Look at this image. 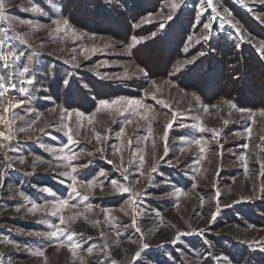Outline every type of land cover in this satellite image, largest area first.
<instances>
[{
	"label": "rangeland",
	"instance_id": "374dc122",
	"mask_svg": "<svg viewBox=\"0 0 264 264\" xmlns=\"http://www.w3.org/2000/svg\"><path fill=\"white\" fill-rule=\"evenodd\" d=\"M133 1L144 9L136 16L123 0H4L10 19L0 21V39L21 55L11 69L0 62V82L6 85L0 89V114L12 120L15 135L10 143L0 137V145L7 144L0 147V255L6 264H264V3L214 0L220 17L227 16L224 8L230 10L232 24L217 17L209 33L203 24L213 13L209 8L200 14L203 0H185L171 12L172 20L166 19L167 0ZM232 1L248 14L235 11ZM109 4L115 8L107 14ZM33 6L42 11H31ZM55 19H67L78 38L56 32ZM132 37L146 39L134 44ZM24 66L30 72L21 75ZM29 78L33 84L21 83ZM120 97L141 99L154 111L143 120L130 110L121 115L120 105H100ZM20 100L26 102L4 113ZM173 112L179 116L167 132L165 154ZM201 122L204 131L193 127ZM65 125L78 143L68 139ZM21 127L28 131L19 132ZM213 129L218 137L213 138ZM0 132H7L3 120ZM181 136L203 137L205 151ZM61 148L80 153L72 161L76 174L83 180L98 177L103 191L78 188L88 196L85 202L72 195L71 180L61 174L65 163L57 158ZM123 168L129 170L126 183L141 193L138 208L131 206L129 194L109 186L110 179H122ZM101 169L106 177H99ZM45 188L82 205L65 209L66 218L83 215L61 225L50 208L29 212L25 197L38 203L53 199ZM87 203L94 205L91 211L84 208ZM53 225L66 228L65 236L74 233L83 247L73 255L67 246L38 235ZM145 243L149 247L141 251ZM41 250L43 255L32 254ZM137 251L141 256L134 260Z\"/></svg>",
	"mask_w": 264,
	"mask_h": 264
},
{
	"label": "snow or ice",
	"instance_id": "6c2138e0",
	"mask_svg": "<svg viewBox=\"0 0 264 264\" xmlns=\"http://www.w3.org/2000/svg\"><path fill=\"white\" fill-rule=\"evenodd\" d=\"M167 2H168L169 9L171 11L166 16V19L167 20H172L173 16H172L171 12H173V11H175L177 9H180L184 5L185 0H167ZM261 3H264V0H261ZM209 8L211 9L213 15L210 17L209 22L203 24V27L205 29H207L209 31V33H210L211 29H212V26H213L212 22L215 21L217 19V17H220V12L218 11V5L214 4V0H203V4H202L201 9H200V14L203 15V13L205 11H207ZM30 10L34 11V12H41L42 11V9L39 8L38 6H33V7H31ZM223 11L225 13H227V16H223V17H220V18L221 19H225V20H227V22L229 24H232V21L230 19H228V17L231 16L230 10L227 9V8H224ZM9 19H10L9 16H7L5 14V3H4V0H0V21H5V20H9ZM20 23H22V24H32V21L27 20V19H21ZM52 24L56 26L55 27V31L56 32L71 33V35L74 38H78L76 30L69 25V21L67 19H63V20L55 19V20L52 21ZM160 27L163 28L164 24L161 23ZM233 27H235V25H233ZM152 36H155V33H152ZM145 39H146V37H139V38L138 37H132V41H133L134 44L141 43ZM203 39L206 40V41L210 40L211 39V35L210 34L209 35H205L203 37ZM5 47H7L8 50L7 51H0V62H2V67L4 69H11L12 67H14L16 62L20 60V55L21 54H18L16 51L11 50V46L10 45H6V42H5L4 39H0V49H4ZM97 50L98 49H96V48L92 49L93 52H95ZM260 50H261V52H264V46H261ZM83 51L87 52L88 49L85 48ZM200 54L203 55V53H200ZM190 62L191 61H188V63H190ZM140 71H142L145 76L147 75V73L143 69H141ZM29 72H30V68L27 67V66H24L23 69H22L21 75L27 74ZM10 75H14V73H10ZM125 76H127V73H125ZM3 80H4V76H0V81H3ZM21 83L22 84L31 85V84L34 83V80L29 78L27 80H22ZM153 86H155L154 82H153ZM9 87L12 90H16L17 86H16L15 83H11L9 85ZM5 88H6L5 83L0 82V89H5ZM20 91L26 93L27 89L26 88H21ZM156 91H159V89L157 88ZM151 96H152V99H154V100L156 99V93L155 92L151 93ZM25 102L26 101H24V100L17 101L15 104H10L9 106L5 107L3 109V111H4V113H7L11 108L19 107L20 105L24 104ZM158 102L159 103H163V101H158ZM100 105H101V107H105V108H112L114 105H120L122 107L121 108H117V111H119L121 113V115H124V111L125 110H130L128 112L129 115H133V114L140 115L141 119H143V120H148L149 119L147 113L150 110L154 111V109H152L150 105H147V104L143 103V101L141 99H137V98L120 97V98H117V99H114V100H111V101L102 100V101H100ZM164 106L165 107H170L167 104H164ZM230 106L232 108H236L235 104H230ZM141 109L143 110V114H141L139 112V110H141ZM203 110H204V112H207L208 111V106H204ZM65 111L67 112L68 110H65ZM237 111L245 112V111H250V110L237 109ZM76 115L78 117H80V118H84L85 117V113L80 112L78 110L76 111ZM260 115L264 116V111H261ZM178 116H179L178 113L173 112L171 121L168 122L167 125H166V131H165V134H164L165 154L167 153V132L170 131L173 128V125L176 123V120H177ZM68 118H69V120H71V114L70 113H69V117ZM87 119H88V123L89 124H91L93 122L91 117H88ZM0 120H3L4 123L7 125V132H0V137H2L5 142H9L10 143L12 140L15 139V135L12 132V120L5 119L3 114H0ZM126 123H132V120L131 119H126ZM224 123L227 124V121H224ZM178 126L179 127H187V125H183V124H180ZM65 127H67V125H65ZM193 127H197L199 129V131H204V128L202 126V122L200 124H198V125H194ZM18 131L19 132H26V131H28V129L24 128V127H21V128L18 129ZM212 131H213V138L218 137L220 135V132L218 130L213 129ZM246 131H248L250 133L251 129L248 128V129H246ZM67 132H68V139L73 144L78 143V141L73 139L71 127H67ZM148 137H151V129H149ZM95 138L99 141L101 139L100 134L97 133ZM180 140L185 142V143H187V144L198 145V146H200V151L201 152L205 151V149L203 147V143H204V138L203 137L192 139L190 137L181 136ZM128 144H129V146L131 145V140L128 141ZM154 144H155V141H153V145ZM6 146H7V144L0 145V147H6ZM246 146L247 145H245V147ZM221 147H222V145H221ZM81 151H83V150H81ZM97 151L103 152L104 149H103V147H100V148L97 149ZM181 151H183V149H181ZM60 152L62 154L59 155L57 158L62 160V161H64L65 167L67 169L66 171H64L61 174L64 175V176H67L71 180L72 183H71L70 187H71L73 196L80 197L81 201L85 202V201L88 200V196L86 194H82L78 190V188H85V189H87L90 192H94V190L97 187H99L100 190L103 191L104 184H103L102 181L99 180L98 177H93V178H89L87 180H83V179H80L79 176L76 174L77 168H76L75 165L72 164V161L74 159L78 158L80 153L72 151L71 149H69V151L67 153H65L63 148H61ZM88 155H92V153L89 152ZM23 159L24 158L21 157V162H23ZM121 160H122V157H121ZM144 162H145L144 161V156L143 155H139V163H140V167L141 168L143 167ZM108 163L111 164L112 161L109 160ZM122 166L123 165L121 163L120 167H122ZM7 167L10 168L11 165L9 164ZM119 170H120V168L118 167L117 171H119ZM128 171L129 170L127 168H123V172L125 174L122 175V179L121 180H117V179L113 178V179H110L108 181V183H109V186L112 187L115 191H118L121 194H125V193L129 194V200H130L131 206H133V208H138L139 205H138L137 201H138V198L141 196V193L135 191L131 186H129L126 183L128 181V178H129L128 177ZM151 171L152 172H156L157 168L155 166H153L151 168ZM106 176H107V172L105 170L101 169L99 171V177H106ZM43 191L48 192L53 197V199L45 201L43 203H38V202H35V201L31 200L28 197H25V199H28L29 204H31V208L28 209L29 212H32L34 214L36 211H44V210H47V209L50 208L51 209V215L52 216H58L59 223L61 225H67L71 221H74L77 218V216L83 215V212H77L75 215L66 218L63 215V212H64L65 209H68V208L77 209V208H80L82 205L81 204H77V203H71V199H72L71 196L68 197V198H56V194L51 192L50 189L45 188V189H43ZM174 191L175 192H182V190L179 189V188L175 189ZM20 195L24 196V193L21 192ZM217 196H219L218 192H217ZM83 206H84V208L87 211H91L93 209V207H94V205L91 204V203L84 204ZM17 211H19V207H17ZM102 211L108 212L107 209H102ZM146 211H147V209H146ZM218 211H219V204L217 203V212ZM158 214L159 213H157V215ZM212 219L213 220L215 219V214H213ZM135 223H136V221H135V219H133V226H135ZM52 227H53L52 231H50L48 233H39L38 235H46L50 240L51 239L56 240L61 246H67L69 248V250L72 251L73 255L76 254V250L77 249H80V248L83 247L82 244H80L79 242L74 240V235H75L74 233H69V234H67L65 236V233L67 231L66 228H60V227H58L56 225H53ZM135 230L137 232L140 231V229L138 227H136ZM101 235H103V233H101ZM181 235H183V234H181ZM62 237H64V239H62ZM65 240L67 241L66 245H65ZM6 243L14 244L15 242L6 241ZM15 246L19 247V245H15ZM148 247H149L148 244H146V243L143 244L142 248H141V251L143 249H147ZM86 251L89 254H91L92 251H93V248L92 247H88L86 249ZM101 251H103V249H101ZM141 251H137L135 253L134 260L140 258ZM32 254L33 255H43V251L42 250L41 251H35ZM224 259H225V261H227L226 257ZM6 260H7V257H4V256L0 255V264H6Z\"/></svg>",
	"mask_w": 264,
	"mask_h": 264
},
{
	"label": "trees",
	"instance_id": "16d2710c",
	"mask_svg": "<svg viewBox=\"0 0 264 264\" xmlns=\"http://www.w3.org/2000/svg\"><path fill=\"white\" fill-rule=\"evenodd\" d=\"M123 1H125L126 3V5L128 6V8L127 9H129V11L131 10V12H133V15H135L136 16V14H141V12L142 11H144V9H142L141 7H138V6H140V4L137 2V3H135L133 0H123ZM140 2L141 1H143V0H139ZM160 0H157L156 2L158 3ZM67 3H68V0H67ZM110 5V4H109ZM142 5V4H141ZM231 6L235 9V11H237L238 13H243V14H245V15H247L248 14V11L246 12V11H244L242 8H240L237 4H236V2L235 1H232L231 2ZM102 7L100 6L99 7V11L98 12H100V9H101ZM114 8H115V4H114V6H112V5H110V6H107V7H105L104 8V11L108 14V13H111L113 10H114ZM120 8V7H119ZM118 7H117V9H119ZM137 8H139L141 11L140 12H137L136 11V9ZM117 12H120V11H117ZM70 13V12H69ZM121 13V12H120ZM118 14V13H117ZM122 14V13H121ZM125 15V14H124ZM123 16V15H122ZM126 16V15H125ZM127 17V16H126Z\"/></svg>",
	"mask_w": 264,
	"mask_h": 264
},
{
	"label": "bare ground",
	"instance_id": "6f19581e",
	"mask_svg": "<svg viewBox=\"0 0 264 264\" xmlns=\"http://www.w3.org/2000/svg\"><path fill=\"white\" fill-rule=\"evenodd\" d=\"M11 101V100H10Z\"/></svg>",
	"mask_w": 264,
	"mask_h": 264
}]
</instances>
